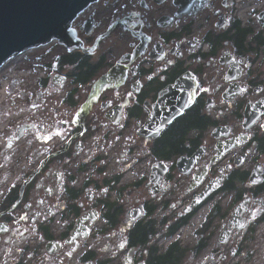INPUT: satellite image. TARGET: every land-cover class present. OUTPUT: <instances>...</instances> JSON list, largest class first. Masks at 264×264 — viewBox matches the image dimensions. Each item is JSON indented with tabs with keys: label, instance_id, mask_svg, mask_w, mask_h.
<instances>
[{
	"label": "flooded vegetation",
	"instance_id": "obj_1",
	"mask_svg": "<svg viewBox=\"0 0 264 264\" xmlns=\"http://www.w3.org/2000/svg\"><path fill=\"white\" fill-rule=\"evenodd\" d=\"M262 11L264 0H97L68 45L30 49L11 83L30 102L22 134L47 146L32 150L41 159L13 210L25 180L0 190V264H261L247 245L264 238ZM105 203L123 215L104 219ZM92 209L75 251L64 242ZM49 241L61 247L50 254Z\"/></svg>",
	"mask_w": 264,
	"mask_h": 264
},
{
	"label": "water",
	"instance_id": "obj_2",
	"mask_svg": "<svg viewBox=\"0 0 264 264\" xmlns=\"http://www.w3.org/2000/svg\"><path fill=\"white\" fill-rule=\"evenodd\" d=\"M95 1L97 0H0V68L12 58L32 48L45 45L53 39L68 45L67 37L71 22L83 8ZM258 23L264 29V11L259 13ZM82 148L81 143L75 146L74 158ZM225 148L226 146L223 145V149ZM33 177H29L20 188L18 198L10 211L22 201L24 189ZM59 189L61 194L63 185L60 184ZM209 191L208 189L205 195ZM194 205L196 204H192ZM98 216L95 209L81 216L64 243L73 244L76 251L80 243L89 235L91 226ZM8 228L7 224L0 223V239L7 234ZM60 247V242L49 241L46 250L52 254Z\"/></svg>",
	"mask_w": 264,
	"mask_h": 264
},
{
	"label": "rangeland",
	"instance_id": "obj_3",
	"mask_svg": "<svg viewBox=\"0 0 264 264\" xmlns=\"http://www.w3.org/2000/svg\"><path fill=\"white\" fill-rule=\"evenodd\" d=\"M240 12L243 11L241 10ZM35 54L34 51H26L0 69V190L7 188L9 186L7 183L14 181V179L13 184L23 183L24 177L26 178L25 175L29 174L41 159V156L33 154L32 150L38 146L46 147L44 142H40L37 139H29L26 134H22L28 123L21 120L25 121L30 102L21 100L19 99L20 97L17 98V94H21L19 92L20 88L26 89V86L14 87L11 83L19 75L17 72L25 64L24 60L27 58V60L31 61ZM18 125L19 127H17ZM87 147L89 148V146ZM85 156L82 155V157ZM123 181H126V179ZM47 228L55 236L59 235L58 231L60 229L56 225H54L55 230L48 224ZM253 239L254 242L247 245V247L260 246V250L257 253L259 256L264 250V238H260L258 231H256ZM259 257L260 259L257 257L253 262L259 260L263 264L264 258L262 256ZM244 260L242 256H239L232 260V264H248Z\"/></svg>",
	"mask_w": 264,
	"mask_h": 264
},
{
	"label": "trees",
	"instance_id": "obj_4",
	"mask_svg": "<svg viewBox=\"0 0 264 264\" xmlns=\"http://www.w3.org/2000/svg\"><path fill=\"white\" fill-rule=\"evenodd\" d=\"M120 176L117 177V181L119 180ZM9 205H11V203H7L6 205H2V207H0V210H4L5 208H7ZM104 214H103V218L107 219L109 221H111V217L116 215L118 217H121L123 215V210L121 206H116L114 204L109 205V203H105L104 206ZM112 226V223H111ZM71 227L69 228V231L66 233L65 236H68L69 232L71 231Z\"/></svg>",
	"mask_w": 264,
	"mask_h": 264
},
{
	"label": "built area",
	"instance_id": "obj_5",
	"mask_svg": "<svg viewBox=\"0 0 264 264\" xmlns=\"http://www.w3.org/2000/svg\"><path fill=\"white\" fill-rule=\"evenodd\" d=\"M53 144H55V140H51L50 143H49V145H53ZM86 148H87V150L89 149L88 147H86ZM82 155H86V152L83 153V154H81L78 157V160H82V159H85L86 158V156L85 157H82ZM10 183H7V184L9 185ZM54 225H56L60 230H63L64 229V226L60 222V216L59 215H57V216H55L53 218V220H52V226H54ZM0 255H3V253L1 251H0Z\"/></svg>",
	"mask_w": 264,
	"mask_h": 264
},
{
	"label": "crops",
	"instance_id": "obj_6",
	"mask_svg": "<svg viewBox=\"0 0 264 264\" xmlns=\"http://www.w3.org/2000/svg\"><path fill=\"white\" fill-rule=\"evenodd\" d=\"M34 185V184H33ZM33 185H31L30 187H29V189H30V193H32V194H39L40 193V188H41V184L39 183V181H37V184H36V186L34 187ZM50 186V185H49ZM28 189V188H27ZM44 191L45 192H48V193H53V191L54 190H52V189H50L49 187H44ZM58 193L60 192L59 190H56ZM55 191V192H56ZM66 193H69V190H66ZM73 196L74 195H77V193H75L74 192V194H72ZM50 235H52V234H50ZM53 240V239H52Z\"/></svg>",
	"mask_w": 264,
	"mask_h": 264
},
{
	"label": "snow or ice",
	"instance_id": "obj_7",
	"mask_svg": "<svg viewBox=\"0 0 264 264\" xmlns=\"http://www.w3.org/2000/svg\"><path fill=\"white\" fill-rule=\"evenodd\" d=\"M60 133H57V135H59Z\"/></svg>",
	"mask_w": 264,
	"mask_h": 264
}]
</instances>
